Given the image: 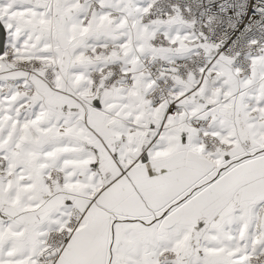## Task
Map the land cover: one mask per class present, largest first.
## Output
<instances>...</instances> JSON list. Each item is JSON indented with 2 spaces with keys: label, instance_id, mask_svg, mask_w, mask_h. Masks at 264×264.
<instances>
[{
  "label": "snow or ice",
  "instance_id": "snow-or-ice-1",
  "mask_svg": "<svg viewBox=\"0 0 264 264\" xmlns=\"http://www.w3.org/2000/svg\"><path fill=\"white\" fill-rule=\"evenodd\" d=\"M0 264H264V0H0Z\"/></svg>",
  "mask_w": 264,
  "mask_h": 264
}]
</instances>
